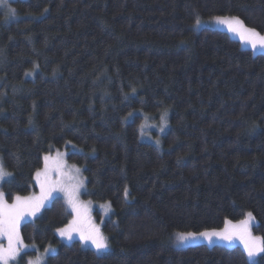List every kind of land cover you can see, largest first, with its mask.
<instances>
[{
  "label": "trees",
  "instance_id": "16d2710c",
  "mask_svg": "<svg viewBox=\"0 0 264 264\" xmlns=\"http://www.w3.org/2000/svg\"><path fill=\"white\" fill-rule=\"evenodd\" d=\"M10 4L15 16L0 8V158L11 175L0 190L7 201L35 193L44 157L62 150L82 169V200L113 210L102 254L60 240L72 215L62 197L22 224L23 243L56 247L44 264H264V252L250 262L237 245L171 241L246 213L264 238V53L195 27L231 16L264 33V0Z\"/></svg>",
  "mask_w": 264,
  "mask_h": 264
},
{
  "label": "rangeland",
  "instance_id": "374dc122",
  "mask_svg": "<svg viewBox=\"0 0 264 264\" xmlns=\"http://www.w3.org/2000/svg\"><path fill=\"white\" fill-rule=\"evenodd\" d=\"M12 1L13 0H8L7 6L0 5V8L3 10V12L8 17H12L11 15H9V9L10 8L13 9V7L10 4V2H12ZM215 17H225V16H215ZM215 17L200 20V24L195 25V27L196 28L208 27L211 29L216 28V29L222 30V31L228 33L231 38L239 41L240 46L242 48L251 49L253 53H260V54L264 53V48L257 47L254 50L250 44H247L244 41H242L239 35L229 32L226 25L216 23V21L214 19ZM226 17H231V16H226ZM247 28H250V27H247ZM260 34L264 35V33H260ZM153 129L158 130L157 127H153L151 129V131ZM45 157H48L49 159L47 160V162L44 160L43 165H42V169L39 171H42L43 169L45 170V166L47 163L48 173H47V177H45L44 175L41 176L40 183H45V185H46L45 191H47L49 188L52 189L51 195L47 196V198L43 201V205L40 207L39 211L36 212L35 215H26L20 221L19 233L21 231V227H22L23 223H25L26 221H32V220L36 219V217L41 214V211L46 206H48L54 198H57V197L63 198V200L65 201V203L67 205L68 210L72 214L69 222L76 219L77 218L76 213L73 212V210H72V208L68 202V194L73 193L74 199L81 206L80 218H79L77 225H76V228L78 230H74L72 232V239H68L64 236H61L60 233L57 232L60 240L64 243H67V244H69L73 240H78L80 242V244H82L84 247H88V248L93 249L97 254H102L105 251L109 250V243L107 240V235L102 230V224H103L104 220L109 218L113 212L110 203L109 202L99 203V202H95L92 200H86V201L82 200L83 199L82 194L86 191V189H85V178L83 177L82 169H81V167H79V166L77 167L76 165L70 163L67 160L65 151L56 150L54 153H52L50 155H46ZM0 165L3 166L4 171L8 172L5 169L1 158H0ZM44 170L42 171V173L44 172ZM7 177H4L2 180H0V186H1L2 181L5 180ZM43 179L45 180L44 182H42ZM34 180H36V184L38 187V190L35 193H31V194L24 195V196L16 195L15 197H17V196L22 197V198L23 197H32V198L41 197L42 196L41 187H40V183L37 182L36 175H35ZM0 193H2L1 190H0ZM15 197H13V200H11V201H7L5 199L7 204H9V205L13 204L15 201ZM95 213H98L99 218H96ZM247 214L248 213H246V216L242 220H245L247 218ZM252 217H253V215H252ZM242 220L235 221V222L230 221V222L232 224H237L238 222H240ZM255 225H256V220L253 217V219L251 221V225H250L251 236L260 237L259 235L257 236L253 232V228L255 227ZM92 228H98L99 229L100 233L105 237V241L107 243V248L98 251L90 241H82L81 240L80 232L83 231L85 234H87ZM224 228H225V223H224V226L222 229L213 230V231H202V232H220ZM191 233H193V232H191ZM179 234H182V233H175V235H173L171 238L172 245L175 247H178V248L186 247V246H192L195 244H203V242L208 244V246H212V245L216 244V245H220V246L228 247V248L234 247L237 245L241 249H243L246 259L249 260L250 262H254V261L258 260L259 256L263 254V252H258L255 256L249 258V256L247 255V252L245 251L244 244H243L242 240L240 239L239 234H234L233 238L230 241H225V240L220 239L216 236H213L211 238V240H208L202 236H199L198 235L199 233H195V234H197L195 239H189V240H186L184 242H180L177 239ZM20 238L22 239L21 235H20ZM0 244H2L4 248H7L8 247L7 238L6 237H0ZM23 245H24V247H22L20 249L18 256L14 260H10L9 264H17L19 262V259H20L19 257L21 256L22 253H24L26 251H34V250L37 253L34 256L29 257L28 262L26 264H44V260H45L46 256H48L49 254L55 253L57 250L56 247L49 246L44 251H40V250H38V248L36 246H32L29 244L25 245L24 243H23ZM46 250H48V251H46Z\"/></svg>",
  "mask_w": 264,
  "mask_h": 264
},
{
  "label": "snow or ice",
  "instance_id": "6c2138e0",
  "mask_svg": "<svg viewBox=\"0 0 264 264\" xmlns=\"http://www.w3.org/2000/svg\"><path fill=\"white\" fill-rule=\"evenodd\" d=\"M8 0H0V5L7 6ZM15 9H9V15L15 16ZM216 23L226 25L228 31L240 36L241 40L255 50L257 47L264 48V35H261L253 28H247L244 23L237 17H215ZM200 24V20L197 19L196 25ZM163 119V117H162ZM49 158L45 157L47 162ZM78 171V170H77ZM48 166L46 163L45 170L42 173L37 171L36 179L40 183V178L42 175L47 177ZM11 175L10 173L4 171L3 166L0 165V180L4 177ZM42 196L39 198L32 197H15L13 204H7L5 200V194L0 193V237H6L8 241V247L4 248L0 244V264H9L10 260H14L23 245V241L20 238L19 225L20 221L26 215H35L39 211L40 207L43 205V201L47 196L51 195V188L47 191L45 183H40ZM78 187V186H77ZM127 194V189H125ZM68 202L74 213H76V219L70 221L65 228L58 229L61 236L68 239H72V232L78 230L76 228L77 222L80 218V208L81 206L74 199V194H68ZM252 213L247 214V218L238 222L237 224H232L230 221H225V228L220 232H202L199 236L205 239L211 240L213 236H216L225 241H230L234 234H239L240 239L244 244L245 251L249 258L255 256L258 252H264V238L253 237L250 233V225L252 221ZM197 234L195 233H182L179 234L177 239L180 242H184L189 239H195ZM80 238L82 241H90L95 248L100 251L107 248V243L105 237L100 233L98 228H92L87 234L83 231L80 232ZM48 251V250H46Z\"/></svg>",
  "mask_w": 264,
  "mask_h": 264
}]
</instances>
